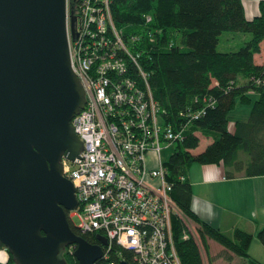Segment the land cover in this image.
Here are the masks:
<instances>
[{
	"label": "trees",
	"instance_id": "trees-1",
	"mask_svg": "<svg viewBox=\"0 0 264 264\" xmlns=\"http://www.w3.org/2000/svg\"><path fill=\"white\" fill-rule=\"evenodd\" d=\"M113 22L138 57L153 97L162 109L163 123L183 131L184 141L164 163L171 197L183 217L198 227L204 246L214 240L231 255L246 264H262L249 250L254 236L239 228L233 237L209 225L192 209V185L188 169L193 164L223 165L226 178H252L264 175V67L254 56L264 41V2L253 19L246 16L243 0H111ZM72 6L77 3L72 0ZM150 20L147 21V18ZM249 34L236 51L219 52L225 33ZM139 36V41L129 40ZM134 77L140 84L143 76ZM136 73V74H135ZM251 106L249 117L228 126L229 113L238 105ZM212 138L204 151L193 153L202 138ZM181 215L173 214L172 233L182 264H204L198 246ZM71 228L90 244H100L98 233H83L71 222ZM188 232L190 239L183 235ZM264 246V228L258 232ZM209 247V246H208ZM7 252L6 264H15ZM69 247L61 257L66 264H80ZM105 256L96 264H139L133 252L116 242L104 247ZM212 264V263H211Z\"/></svg>",
	"mask_w": 264,
	"mask_h": 264
},
{
	"label": "built area",
	"instance_id": "built-area-1",
	"mask_svg": "<svg viewBox=\"0 0 264 264\" xmlns=\"http://www.w3.org/2000/svg\"><path fill=\"white\" fill-rule=\"evenodd\" d=\"M71 1V65L87 103L72 120L83 143L80 156L73 162L62 159L64 177L72 181L78 198L68 220L83 233L104 235L108 248L116 242L133 252L139 264H182L172 233L177 207L162 150L183 142V131L163 123L162 109L138 63L140 55L131 51L113 22L112 1L75 0L74 7ZM129 40L137 42L139 36ZM136 69L144 84L134 77ZM183 237L191 236L186 232Z\"/></svg>",
	"mask_w": 264,
	"mask_h": 264
},
{
	"label": "water",
	"instance_id": "water-1",
	"mask_svg": "<svg viewBox=\"0 0 264 264\" xmlns=\"http://www.w3.org/2000/svg\"><path fill=\"white\" fill-rule=\"evenodd\" d=\"M67 2L0 0V243L15 264H66L69 247L78 263L96 264L109 244L102 234L90 244L68 220L78 198L62 159L83 149L72 120L87 100L71 65Z\"/></svg>",
	"mask_w": 264,
	"mask_h": 264
},
{
	"label": "crops",
	"instance_id": "crops-1",
	"mask_svg": "<svg viewBox=\"0 0 264 264\" xmlns=\"http://www.w3.org/2000/svg\"><path fill=\"white\" fill-rule=\"evenodd\" d=\"M262 1L264 2V0H243L246 16L249 19L259 14V4ZM238 36L242 39L237 46L243 40L249 39L244 35ZM260 48L261 51L254 56V59L256 65L264 67V41ZM248 117L249 109L241 120ZM190 169L197 173L191 174ZM188 171V180L191 182L193 193L192 209L195 214L230 237H233V231L237 228L252 234L254 240L249 254L264 264V246L260 243L257 233L264 228V175L263 177H241L230 180L226 178V170L221 164L201 165L198 168L191 166ZM216 244L212 253H209L208 244L206 248L204 247L205 253L201 251L204 264H246L242 257L233 256L226 251L225 247L217 242ZM8 259L7 252L0 251V264H6Z\"/></svg>",
	"mask_w": 264,
	"mask_h": 264
},
{
	"label": "rangeland",
	"instance_id": "rangeland-1",
	"mask_svg": "<svg viewBox=\"0 0 264 264\" xmlns=\"http://www.w3.org/2000/svg\"><path fill=\"white\" fill-rule=\"evenodd\" d=\"M239 34L238 33H229V32H225L221 37V41H220V44L218 45V48L217 50H219V52H225V51H236L237 48H239L237 46V44L241 41L242 38H240L241 36H238ZM247 37H250L249 34H246ZM250 108L251 106H242V105H238V107L231 111L229 113V123H228V126L232 129L234 126V122L237 121V120H241L245 117V113L246 111H250ZM202 140H201V143L200 145L197 147V149L195 150V153L197 154V152H202L205 150V148L207 147V144L208 143H211L213 141L212 138H205V137H201ZM175 147H176V144L175 145H171V146H168V147H164V149L162 150V160L165 162H168L169 158L171 157V155L174 154L175 152ZM193 168H198V167H201V164L199 163H195L192 165ZM191 170V169H190ZM191 174L192 173H197L196 171H193L191 170L190 171ZM175 214H179L181 215V217H183V215L181 214V212L178 210H176V213ZM184 218V221H185V225L188 226V230L189 232L195 236V240L198 244V246L201 248L202 250V253L204 254L205 253V246H204V243L201 239V237L198 235V231L196 229V225L195 223L189 218H186V217H183ZM72 220L74 221L75 225H78L79 224V220L77 218H72ZM206 243L208 244L209 246V253H212V251L214 250V248L217 246L216 242L215 241H211L209 239L206 240ZM205 247V248H204ZM203 257H205V255H203Z\"/></svg>",
	"mask_w": 264,
	"mask_h": 264
}]
</instances>
